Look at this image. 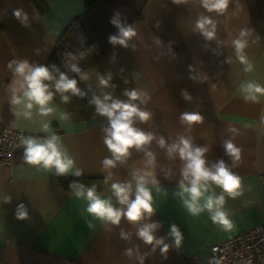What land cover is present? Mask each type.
Segmentation results:
<instances>
[{"label": "crops", "instance_id": "crops-1", "mask_svg": "<svg viewBox=\"0 0 264 264\" xmlns=\"http://www.w3.org/2000/svg\"><path fill=\"white\" fill-rule=\"evenodd\" d=\"M38 4L47 7L45 12ZM17 10L19 18L14 15ZM205 17L215 25L214 30L205 25L214 31L211 39L197 27ZM113 19L135 31L127 47L109 42L110 36L119 35ZM76 23L101 56L82 82L89 101L106 94L127 101L125 90L147 93L141 97L146 103L140 99L133 103L151 116L147 121L136 118L133 126L152 133L153 139L141 150L130 148V155L110 169L101 164L111 157L103 142L102 129L109 126L106 116L96 112L78 121L53 99L54 113L40 116L34 106L32 119H25L20 114L23 105L11 104L13 88L20 94L22 78L8 63L27 60L33 66L44 65L66 28ZM237 39L246 41L241 55L247 63L237 54ZM248 63L250 71L245 70ZM101 77L108 79L107 87L100 84ZM250 82L264 87V0H229L222 14L209 12L202 0H0V125L37 138L55 132L83 170L81 177L101 180L97 193L116 208L126 205L113 195L112 183L130 182L134 199L133 173H149L154 209L135 223L122 216L118 225L92 216L86 199L61 187L55 169L27 164L21 146L11 165H0V264H184L195 252L208 263L215 243L264 224V95L256 94V102L245 101L242 88ZM182 112H197L203 120L191 126L181 123ZM62 113L69 118L60 119ZM42 123H49L48 133L41 131ZM181 136L190 138L194 147L208 149L207 167L223 160L240 176L241 194L236 198L211 181L201 198L203 203L209 195L225 196L223 208L233 222L230 231L214 224L207 210L192 216L174 195L180 191L184 161L178 152L169 156L168 147ZM227 140L241 149L235 163L225 153ZM147 152L155 157L154 163H148ZM20 204L27 211L23 219L17 217ZM149 223L159 224L154 236L164 238L167 253H161L163 245L154 248L137 235ZM173 223L183 236L178 248L169 235Z\"/></svg>", "mask_w": 264, "mask_h": 264}, {"label": "clouds", "instance_id": "clouds-1", "mask_svg": "<svg viewBox=\"0 0 264 264\" xmlns=\"http://www.w3.org/2000/svg\"><path fill=\"white\" fill-rule=\"evenodd\" d=\"M179 2V0H177ZM203 6L209 11H216L223 13L227 7L229 0H202ZM14 15L19 18L21 12L17 10ZM27 20V16L24 17ZM119 28V35H112L109 37V42L112 44H121L127 47V40L136 33L131 27H122L116 19L111 21ZM205 25H212L213 30L215 25L212 20L205 17L197 21V27L204 32V35L211 39L214 31H208ZM244 33H241L243 36ZM237 54L243 63H247L246 58L241 55L243 49L246 47V41L237 39L234 41ZM71 56V53H67ZM83 55V54H81ZM73 59L75 57H72ZM13 65L15 67L13 68ZM8 68L12 69L15 76L22 78L20 84V94H17V89L13 88V96L11 99L12 105H23V111L20 113L25 119H32V109L37 108V114L40 116H49L55 112V108L50 106L53 101L54 93L49 90V84L45 81H55L54 88L56 93L61 94V101L69 102V95L71 93L75 96H83L80 88L77 86L75 78H69L64 72H59L57 79L49 67L44 65L33 66L27 60L15 61L8 63ZM55 68V65H52ZM252 65L248 63L246 71H250ZM71 70L80 73L81 69L76 65H71ZM109 75V79H110ZM81 79H86L81 75ZM100 84L107 87L108 79L100 78ZM242 91L245 101H258L256 94L264 95V87L259 84L248 83L243 86ZM124 94L128 97L127 101L112 99L111 95H104L103 99L99 96H93L90 101L96 106V112L108 118L109 126L102 129L105 133L103 138L104 145L111 153V157L106 156L101 164L102 169H110L116 167V162H123V158L130 155L129 149L135 147L141 150L144 145H147L153 139L152 133H146L141 129L134 127V121L139 118L141 121L149 120L151 113L133 103L140 99L141 103H146L145 99L147 93H141L133 89L131 91L125 90ZM187 98V97H185ZM111 101V102H109ZM69 118L67 113H62L60 119L67 120ZM181 123H187L189 126L202 122L203 117L197 112H182L179 117ZM41 131L48 133L50 131L49 123H42ZM20 143L24 146L23 159L27 164L40 166L46 170L55 169L58 176L72 174L75 177H81L83 170L76 167L75 159L69 154L67 150L62 147L60 137L52 132L49 136L44 138H37L32 136H21ZM161 147L165 145L163 138L159 141ZM226 155L233 158L234 163L241 159V149L236 146L232 140H227L223 143ZM208 151L206 147H194L190 138L181 136L178 143L172 144L168 147V154L172 156L173 153L178 152L179 157L184 161V166L181 170L183 180L180 182V191L174 193L183 200V205L192 216H197L201 212L207 210L210 214V219L214 224L219 225L223 230L230 231L233 228V222L229 219L227 212L223 206L225 204V196L209 195L201 203V198L208 190V182L211 181L219 186L223 192L228 193L231 198H236L241 194V178L234 174L223 160H219L211 168L206 166L205 153ZM146 155L150 157L148 163H154L155 157L151 152ZM111 175V173H109ZM149 173L143 175L133 173V178L136 180L135 198L130 199L132 195V185L130 182H114L111 185L112 193L117 198L121 205H126L125 208H116L109 199L102 198L96 189V185L86 186L83 183L73 181L69 184V188L75 193L77 198L83 197L87 200L86 211L101 220L111 222L118 225L121 217L124 216L130 222H137L144 218L145 214L151 216L153 214L152 200L153 196L151 190L147 187L149 181L147 176ZM184 180L188 181L187 184ZM152 183H156L155 180ZM187 194L188 198H184ZM10 202V198H8ZM27 211L23 204L18 205L17 217L25 218ZM159 227L158 223L145 224L139 229L137 235L143 239L147 244L163 245L160 249L161 253H167L169 245L164 243V238L157 239L154 236V230ZM122 235H124L122 233ZM170 236L175 237V246L178 248L183 239L179 227L173 223L171 225Z\"/></svg>", "mask_w": 264, "mask_h": 264}, {"label": "trees", "instance_id": "trees-1", "mask_svg": "<svg viewBox=\"0 0 264 264\" xmlns=\"http://www.w3.org/2000/svg\"><path fill=\"white\" fill-rule=\"evenodd\" d=\"M40 11L45 12L46 6H41ZM67 53H71L68 56ZM83 54V55H81ZM72 57H75L74 59ZM101 61V56L96 50L92 40L84 30L81 24H70L66 30L63 32L61 37L57 42V47L49 54L46 59L44 66L49 67L52 74L58 79L59 72H64L69 78H75L77 80V86L80 88L81 92L84 93L83 96H75L71 93H65L69 95L70 99L68 103L61 101V94L55 92L54 83L55 81H45L49 84V90L54 93V100L73 118L78 121L87 120L96 115V111L92 104L88 100L86 93L82 87L81 75L87 77V75L99 64ZM76 64L80 69V73L73 72L71 70V65ZM52 65L56 67L53 68ZM59 69V72L56 69ZM58 181L64 190L72 191L69 188V184L73 181L77 183H83L86 186L96 185V189L100 190L102 188V182L99 180L95 183L96 179L93 178H82L73 176H59ZM94 182V183H93Z\"/></svg>", "mask_w": 264, "mask_h": 264}, {"label": "built area", "instance_id": "built-area-1", "mask_svg": "<svg viewBox=\"0 0 264 264\" xmlns=\"http://www.w3.org/2000/svg\"><path fill=\"white\" fill-rule=\"evenodd\" d=\"M21 136H27L24 130L0 125V165L13 163L16 150L23 146ZM210 252L208 263L195 252L186 256L184 264H264V224L215 243Z\"/></svg>", "mask_w": 264, "mask_h": 264}]
</instances>
